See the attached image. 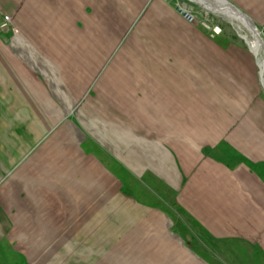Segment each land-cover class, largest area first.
Segmentation results:
<instances>
[{
  "label": "crops",
  "instance_id": "1",
  "mask_svg": "<svg viewBox=\"0 0 264 264\" xmlns=\"http://www.w3.org/2000/svg\"><path fill=\"white\" fill-rule=\"evenodd\" d=\"M227 1L264 35V0ZM0 10L14 28L0 32L6 264H264L251 50L162 0Z\"/></svg>",
  "mask_w": 264,
  "mask_h": 264
},
{
  "label": "rangeland",
  "instance_id": "2",
  "mask_svg": "<svg viewBox=\"0 0 264 264\" xmlns=\"http://www.w3.org/2000/svg\"><path fill=\"white\" fill-rule=\"evenodd\" d=\"M183 1L186 2L189 6H191L194 11L207 12L209 14V17L214 21V23L216 25H219V27L221 28V33L219 35H216L215 37H211L210 33L206 31L208 33V35L210 36V38L219 40L221 37L226 36L230 41H232L233 44L245 47L246 49L250 50L245 39L242 38V35H249V37H251V34L242 25H240V22H238L237 20H234L233 18H231L230 16H228L224 13H218V12L208 10L205 7L199 5L198 3L192 2L190 0H183ZM168 3H170V2H168ZM171 4L174 6V4L172 2H171ZM174 9H175V6H174ZM6 15H9L10 23L8 24L7 27H1V25L3 23V18ZM13 29L14 28H13V24H12L11 15L0 10V32L8 34V33L12 32ZM259 32H260V35L264 41L263 32L261 30H259ZM253 57L255 58L254 60L256 61L257 65H258L257 59L254 56V54H253ZM257 68H258V73H259V65ZM263 89H264V86H263ZM173 212L176 213L174 215V218H175L174 221L176 223L185 221L186 224L188 225V227L193 228L194 231L195 230L198 231V229H196V227L192 224V222L189 219H187L185 216L181 215V213L180 214L177 213L175 210H173ZM178 218H180L181 220H179ZM6 260L7 259L6 258L4 259V257H2L0 254V264H6Z\"/></svg>",
  "mask_w": 264,
  "mask_h": 264
},
{
  "label": "built area",
  "instance_id": "3",
  "mask_svg": "<svg viewBox=\"0 0 264 264\" xmlns=\"http://www.w3.org/2000/svg\"><path fill=\"white\" fill-rule=\"evenodd\" d=\"M164 2H172L175 6L176 12L187 22L195 23L197 22L204 30L210 33L211 37H215L221 33V28L216 25L214 21L209 17L207 12L194 11L191 6H189L183 0H162ZM10 23L9 15L4 16L3 23L1 27H7Z\"/></svg>",
  "mask_w": 264,
  "mask_h": 264
},
{
  "label": "bare ground",
  "instance_id": "4",
  "mask_svg": "<svg viewBox=\"0 0 264 264\" xmlns=\"http://www.w3.org/2000/svg\"><path fill=\"white\" fill-rule=\"evenodd\" d=\"M217 3L221 5L220 8L213 7L212 5H206V8L214 12L224 13L230 16L231 18H233L234 20H237L238 22H240V25H242L251 34V37H249V35H242V38L245 39L246 43L249 46V49L252 51V53L257 59V62L259 65V74H260L261 82L264 86V50H263V46H262L260 39L254 36L252 26L248 24L241 16L232 12L230 7L228 8L227 6H223L219 2Z\"/></svg>",
  "mask_w": 264,
  "mask_h": 264
},
{
  "label": "water",
  "instance_id": "5",
  "mask_svg": "<svg viewBox=\"0 0 264 264\" xmlns=\"http://www.w3.org/2000/svg\"><path fill=\"white\" fill-rule=\"evenodd\" d=\"M190 1L198 3L199 5H201L205 8H206V5H212L213 7L220 8L221 5L218 4L217 2L221 3L223 6H227L228 8L230 7L232 12L241 16L248 24H250L252 26L254 36H256L257 38L260 39L262 46H263V50H264V41L260 35L259 29L257 28V26L254 24V22L246 14L241 12L236 6H234L233 4L228 2L227 0H190Z\"/></svg>",
  "mask_w": 264,
  "mask_h": 264
}]
</instances>
